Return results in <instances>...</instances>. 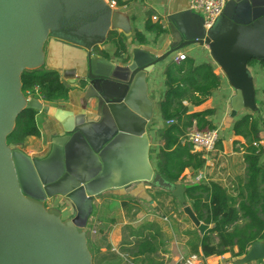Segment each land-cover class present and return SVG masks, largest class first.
<instances>
[{
    "label": "water",
    "instance_id": "water-1",
    "mask_svg": "<svg viewBox=\"0 0 264 264\" xmlns=\"http://www.w3.org/2000/svg\"><path fill=\"white\" fill-rule=\"evenodd\" d=\"M246 3L251 10L244 16ZM116 20L109 0H0V264H93L85 227L94 197L136 182L170 191L201 234L209 228L187 204L185 187L166 180L149 160L154 104L147 76L173 51L205 45L234 89L231 113L258 110L249 64L264 63V0H229L209 27L191 10L168 14L170 50L142 61L137 49L117 61L95 54ZM48 39L86 51L87 72L79 80L92 93L86 101L97 100L95 113H74L21 92V72L44 65ZM26 107L53 116L63 130L43 158L6 143ZM103 120L109 128L90 134ZM55 196L72 206L69 217H61L60 206L47 207ZM258 260H264L263 241L251 244L239 263Z\"/></svg>",
    "mask_w": 264,
    "mask_h": 264
},
{
    "label": "trees",
    "instance_id": "trees-1",
    "mask_svg": "<svg viewBox=\"0 0 264 264\" xmlns=\"http://www.w3.org/2000/svg\"><path fill=\"white\" fill-rule=\"evenodd\" d=\"M109 1H113L117 7L128 2ZM147 27L154 28L157 33L164 30L160 24H148ZM135 37L139 42L144 41L139 32H136ZM108 40L115 47L117 56L127 52L123 33L113 29L108 34ZM163 73L165 88L158 101V109L165 125L158 139L157 171L174 184L181 179L187 168L199 171L205 165L202 152L194 150L188 136L192 131L215 128L211 121L214 110H190V107L205 103L219 87L220 80L209 63L196 64L188 57L179 63L171 61L165 66ZM20 83L24 95L28 92L45 102L63 101L68 98L70 92V86L62 80L60 72L45 65L22 71ZM84 84V81H80V88L84 87ZM262 94V108L244 114L233 124L234 135L244 139L243 143L234 141V145L243 150L245 166L243 184L238 196H231L227 189L216 181L201 179L184 185L187 203L198 220L209 226L204 234L194 225L190 231H186L193 250L191 253L208 257L230 252L233 257H240L254 242H264V144L261 142L264 132V87ZM36 112L27 107L19 112L13 130L6 137L7 144L18 145L27 137L39 135L34 118ZM216 146L220 147V139ZM98 219V240L93 250L90 248L93 264H102L103 261L110 264H134L141 257L148 264L157 263L153 259L158 250L155 236L140 234L134 245L120 247L119 252H115L107 241L108 227L113 219ZM100 245H104V248Z\"/></svg>",
    "mask_w": 264,
    "mask_h": 264
},
{
    "label": "crops",
    "instance_id": "crops-1",
    "mask_svg": "<svg viewBox=\"0 0 264 264\" xmlns=\"http://www.w3.org/2000/svg\"><path fill=\"white\" fill-rule=\"evenodd\" d=\"M254 1L259 2L260 0ZM189 2L190 0H128L123 6L117 7L114 4L113 9L117 17V27L115 30L123 33L126 38L127 52L124 53V55L129 54L132 57L134 49H137L139 51L136 55L142 61L145 60V57L148 55L157 58L166 54L170 50L173 38L167 27V23L165 22V18L168 14L190 10ZM243 7V15L251 10L249 3H246ZM153 16H156L157 18L153 19ZM148 24H160L164 30L161 33H157L154 28L149 29L147 27ZM136 32H139L144 37L143 42H139L138 38L135 37ZM104 43L99 46L98 51H95L96 55L103 56L104 58L113 61H117L124 56H117L115 54V47L109 42V40ZM103 48H105L103 53L106 54L102 53ZM177 51L185 53L187 57L191 58L196 64L209 63L212 66L214 73L219 76V87L212 92L210 98L198 107H190V110H200L203 108H213L214 110V113L211 116V121L215 128L219 130L220 147L212 153L213 158H210L209 163L203 167V173L206 181L219 182L220 179L217 177L215 170H218L220 167L223 169L228 168V173H230V167L233 163L235 164L237 158L239 162L241 161L240 164L243 165V168L245 167L243 162V150L240 146L234 145L235 140L239 143H243L244 139L241 136L234 135L233 124L241 116L247 114V112L246 110H242L236 115L231 113L230 98L234 95V89L229 84L221 68L212 59L209 50L205 45L189 44L173 51L163 60L155 64L152 71L147 76L148 96L154 104V113L152 120L149 122L150 127L148 128L150 133L149 160L153 168L157 169L158 139L159 134L165 125L158 109V101L165 88L164 68L168 63L173 61L174 54ZM45 63H47L48 68L59 71L62 80L71 86L67 99L58 102H48L49 104L58 108L73 111L74 113L83 112L85 110L94 113L96 112V98L92 97L89 101H86L88 94L92 95V93L83 88L79 90L76 85V82L81 76L87 72L85 50L75 49L65 46L62 43L50 41L45 47ZM249 69L253 76L254 86L259 94L258 100L261 103L263 100L262 89L264 87V65L258 62H252L249 64ZM41 102L45 101L41 100ZM34 118L39 135L27 137V142L23 147L20 146V148L30 157L43 158L51 149V139L56 135H62L63 130L60 123L53 116L44 112L37 111ZM106 128H109V123L103 120L98 123L96 131H91L89 133L95 134V137H97L102 135ZM263 133V140L261 142L264 144ZM36 139L40 140V143L37 146L34 143L36 142ZM238 166L240 167V165ZM200 171L201 170L195 171L187 168L178 182L183 186L188 183H193L196 181V176ZM219 183L226 187L225 184H222L221 182ZM150 187L159 189L157 186L153 185ZM148 189H150L149 184L146 182H136L123 189L108 190L94 197L92 201V210L96 211L98 217L113 219L112 223L109 224L107 234V241L111 245L118 248L132 246L140 238V234H142V236L152 235L157 238L159 235H164L169 229L174 228L175 224L173 225V222L168 224V222L163 221L162 216L164 213L158 218L155 217L153 213L147 212L144 213V215L146 214L145 216H147L146 218H138L140 214H143V207L141 205V199L137 196V191H146ZM46 205L47 207L60 206L62 218L69 217L73 210L72 206L61 196H55L48 199ZM157 210L158 202L155 200H149L148 211H153L155 214H158L156 213ZM135 216L136 219L134 220L133 217ZM98 217L97 220L99 223ZM182 225L183 233L181 236L183 238H179L180 242H178V245L182 248L181 254L174 251L166 253H161L160 251L159 253L157 250L156 253H158V255L165 254L166 258L162 259L155 255L153 257L154 262L162 261L160 264H180L181 258L192 252L189 245V234L186 232L189 226L183 222ZM240 258L241 256L233 257L229 252L223 255L205 257L204 264H219L228 260L231 261V264H241L239 263ZM254 262L255 264H264V260L242 264H253ZM134 264L148 263L143 261L141 257L138 258Z\"/></svg>",
    "mask_w": 264,
    "mask_h": 264
},
{
    "label": "rangeland",
    "instance_id": "rangeland-1",
    "mask_svg": "<svg viewBox=\"0 0 264 264\" xmlns=\"http://www.w3.org/2000/svg\"><path fill=\"white\" fill-rule=\"evenodd\" d=\"M49 42H50V39H48L46 41L45 47L47 46V44ZM95 51H98V49L95 48ZM44 65H45V67H47V63H44ZM76 85L78 86L79 90H81L82 87L80 88V80H78L76 82ZM70 90H71V86H70ZM255 90L257 92V94H256L257 106H258V108H262V101H261V103L259 102L258 91L256 88H255ZM263 137H264V133H263ZM26 140L27 139H24L20 144L14 145V146L15 147H18V146L23 147L24 144L27 142ZM34 143L37 146L40 143V140L36 139V142H34ZM210 158L211 159L213 158L212 154H210ZM240 162L237 158L235 164L233 163L230 167V170H231L230 173H228V171H229L228 168L223 169L222 167H220L218 170H215V173H217V177L220 179L219 182H221L222 184H225V186H226L225 188L227 189L228 193L234 197L238 196L240 188L243 184L244 168H243V165L240 164ZM236 163L238 165H240V167ZM203 180H205V179H203ZM150 186L151 185H149L150 189H148L146 191H140V190L137 191L138 192L137 196H138V198L141 199V201H142L141 205L143 207V214H140L138 216V218H140V217H142V219H143V217L146 218L147 216H145L146 214L144 215V213H147V212L153 213L154 216L158 217V218H159V216H162L161 215L162 213H164V215L162 216L163 221L168 222V224H170V222H173V225L175 224V226H174V228H171V229H169V231L165 232L164 235H161V236L155 238L154 241L158 246V251H159V253H160V251H161V253L174 251L178 254H181L182 248H180V246L178 245L179 244L178 242H180L179 238L182 237L181 234L183 233L182 222L186 223L189 226L187 231H190L193 228V224L188 219V217L183 213L182 204H180L178 202V200L173 195H171L170 192L163 191L164 189L160 188V187H158L159 189H157V188L150 187ZM137 192H134V193H137ZM149 200H155L158 202V210L156 211V213H158L159 215L155 214L153 211H148L149 210ZM97 217H98V215H97L96 211L92 210L91 214L88 218L86 227H85L88 246H89V249L91 248V250H93L95 242H97L98 236H99L98 232L96 231L97 226L99 224ZM133 219L135 220L136 216L133 217ZM100 242L103 243L102 241H100ZM100 246L104 248V245H100ZM111 246H112V250H115V252H119L118 247H116L114 245H111ZM191 251L193 252V250H191ZM155 255L157 257L158 256L161 257L162 259L166 258L165 254L158 255V253H156ZM160 262H162V261H158L157 264ZM98 264H101V263H98ZM102 264H110V263L103 261ZM180 264H182V261Z\"/></svg>",
    "mask_w": 264,
    "mask_h": 264
},
{
    "label": "built area",
    "instance_id": "built-area-1",
    "mask_svg": "<svg viewBox=\"0 0 264 264\" xmlns=\"http://www.w3.org/2000/svg\"><path fill=\"white\" fill-rule=\"evenodd\" d=\"M227 1L229 0H190L189 9L192 12L201 14L204 18V26L209 27L222 13ZM109 2L114 5L113 1ZM156 18V16H153V19ZM186 58L187 55L185 53L177 51L174 54L173 61L179 63ZM24 96H31V93L26 92ZM38 99L41 101L40 98ZM219 139V130L217 128L205 131H192L188 136V140L192 143L194 150L202 152L205 159V165L209 163L210 154L217 150L216 144ZM201 179H204L203 169L198 173L195 180L198 181ZM204 260L205 257H203L202 254L197 253H189L181 258L182 264H204ZM219 264H231V262L223 261Z\"/></svg>",
    "mask_w": 264,
    "mask_h": 264
}]
</instances>
